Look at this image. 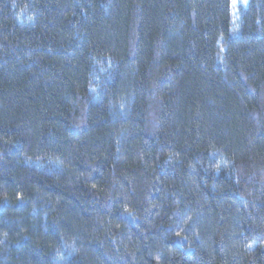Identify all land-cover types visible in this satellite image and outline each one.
Instances as JSON below:
<instances>
[{"label":"trees","instance_id":"16d2710c","mask_svg":"<svg viewBox=\"0 0 264 264\" xmlns=\"http://www.w3.org/2000/svg\"><path fill=\"white\" fill-rule=\"evenodd\" d=\"M0 264H264V0H0Z\"/></svg>","mask_w":264,"mask_h":264},{"label":"rangeland","instance_id":"374dc122","mask_svg":"<svg viewBox=\"0 0 264 264\" xmlns=\"http://www.w3.org/2000/svg\"><path fill=\"white\" fill-rule=\"evenodd\" d=\"M246 0H232V12L236 13L238 6L243 5Z\"/></svg>","mask_w":264,"mask_h":264}]
</instances>
